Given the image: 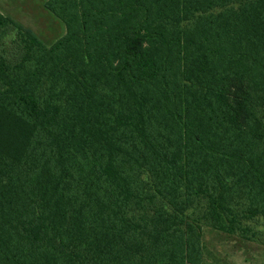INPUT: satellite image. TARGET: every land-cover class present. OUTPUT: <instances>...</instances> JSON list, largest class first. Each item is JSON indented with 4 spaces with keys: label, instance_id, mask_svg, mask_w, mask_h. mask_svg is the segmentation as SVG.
Here are the masks:
<instances>
[{
    "label": "trees",
    "instance_id": "trees-1",
    "mask_svg": "<svg viewBox=\"0 0 264 264\" xmlns=\"http://www.w3.org/2000/svg\"><path fill=\"white\" fill-rule=\"evenodd\" d=\"M0 13V264H203L264 245V0H46Z\"/></svg>",
    "mask_w": 264,
    "mask_h": 264
},
{
    "label": "rangeland",
    "instance_id": "rangeland-1",
    "mask_svg": "<svg viewBox=\"0 0 264 264\" xmlns=\"http://www.w3.org/2000/svg\"><path fill=\"white\" fill-rule=\"evenodd\" d=\"M46 0H0V13L30 29L46 45L63 36V24L44 8ZM203 264H264V245L203 227Z\"/></svg>",
    "mask_w": 264,
    "mask_h": 264
}]
</instances>
